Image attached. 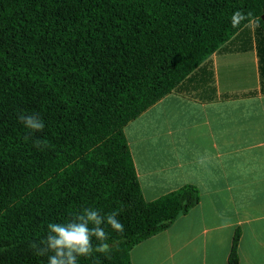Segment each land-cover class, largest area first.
I'll use <instances>...</instances> for the list:
<instances>
[{
    "label": "trees",
    "instance_id": "16d2710c",
    "mask_svg": "<svg viewBox=\"0 0 264 264\" xmlns=\"http://www.w3.org/2000/svg\"><path fill=\"white\" fill-rule=\"evenodd\" d=\"M237 10L251 17L234 28ZM263 15L264 0H0V264H47L30 243L88 207L118 211L124 232L106 226L110 255L79 264H132L198 206L194 185L144 199L124 129Z\"/></svg>",
    "mask_w": 264,
    "mask_h": 264
},
{
    "label": "crops",
    "instance_id": "0c3cea01",
    "mask_svg": "<svg viewBox=\"0 0 264 264\" xmlns=\"http://www.w3.org/2000/svg\"><path fill=\"white\" fill-rule=\"evenodd\" d=\"M144 199L201 201L140 243L132 264H264V27L250 22L124 129Z\"/></svg>",
    "mask_w": 264,
    "mask_h": 264
},
{
    "label": "clouds",
    "instance_id": "9594fccd",
    "mask_svg": "<svg viewBox=\"0 0 264 264\" xmlns=\"http://www.w3.org/2000/svg\"><path fill=\"white\" fill-rule=\"evenodd\" d=\"M250 17L251 13L237 10L231 16V24L234 28L239 27L241 23L250 21ZM255 23L259 27V22ZM18 121L33 134L45 128L43 120L37 114L21 113ZM33 144L41 150L47 147L40 139H35ZM119 215L118 211L102 214L99 209L84 208L67 222H49L47 235L39 241L31 242L30 247L35 255L47 257V264H79L81 258L95 260V253L108 256L112 245L107 242L109 233L106 226L117 233H123L124 225L118 218ZM94 239L97 242L95 244Z\"/></svg>",
    "mask_w": 264,
    "mask_h": 264
},
{
    "label": "water",
    "instance_id": "95a60500",
    "mask_svg": "<svg viewBox=\"0 0 264 264\" xmlns=\"http://www.w3.org/2000/svg\"><path fill=\"white\" fill-rule=\"evenodd\" d=\"M262 20L264 21V15L262 16Z\"/></svg>",
    "mask_w": 264,
    "mask_h": 264
}]
</instances>
